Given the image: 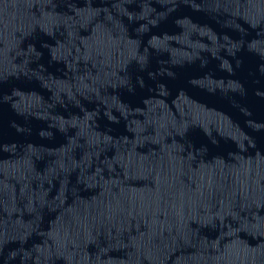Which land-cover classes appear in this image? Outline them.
<instances>
[{"label":"water","instance_id":"95a60500","mask_svg":"<svg viewBox=\"0 0 264 264\" xmlns=\"http://www.w3.org/2000/svg\"><path fill=\"white\" fill-rule=\"evenodd\" d=\"M0 264H264V0H0Z\"/></svg>","mask_w":264,"mask_h":264}]
</instances>
